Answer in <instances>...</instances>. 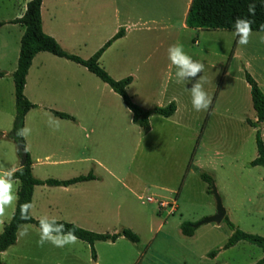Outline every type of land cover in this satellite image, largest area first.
I'll use <instances>...</instances> for the list:
<instances>
[{"label":"crops","instance_id":"1","mask_svg":"<svg viewBox=\"0 0 264 264\" xmlns=\"http://www.w3.org/2000/svg\"><path fill=\"white\" fill-rule=\"evenodd\" d=\"M27 1L29 0H15L17 10L10 16L0 20V22H3L0 24V28H7L8 32H12L11 34L7 33L8 35H0V50L5 51L7 47H11L16 50L18 55L22 28L18 24L9 21L22 15ZM189 2L190 0H147V2L142 0L141 3L137 4L135 1L131 2V0H115L113 3L97 1L95 16L90 18L86 16L84 19L83 0H41V29L45 34L54 38L65 51L77 54L84 48V41L90 28L99 27L101 29V27L104 28L105 25H108L107 30L90 48L89 52L91 54L100 48L115 32L123 29V34L104 48L98 58V64L114 79L130 76L131 79L126 86V92L138 106L148 109L153 106H165L169 102L174 103L175 109L171 115L165 117L152 114L149 116V125L144 130L145 134L153 132L152 137L156 139L169 136L172 133L175 134L176 138L181 128L188 127L190 139L194 136L196 129L194 125L191 128L188 122H191V120L199 121L198 111L195 116L190 89L197 80H200L199 73L194 79L177 83L176 72L178 69L168 58L169 46L180 44L175 33H171L175 17L179 18L181 29L190 28L184 24ZM106 15L109 17L107 18ZM260 32L264 31H252L249 40V42H256L257 44L255 52L259 62L258 68L245 69L264 94V57L259 56V52L261 53L264 50V40L262 38L264 34ZM238 39L239 37L235 35V44L233 47H229L232 53L231 58L236 55L241 47ZM252 46L247 45V48L252 49ZM244 66H248L246 60ZM14 68L6 70V75L0 76V80L7 79L4 77H8V74ZM222 72H225V68ZM225 81L224 75L215 87L213 100L209 107V117L214 116L216 119L219 117L220 120L227 122L232 119V100L226 101L224 108L220 106L218 108L219 97L223 88H227V82ZM242 88L248 110L242 123L246 129L245 132H248L250 136L252 134L254 136L255 127L250 126L245 121L246 118L250 121L256 119L255 111L251 105L249 86L245 80ZM23 94L34 106L25 113L22 128L25 127L27 119L31 115L33 123L37 126L42 115H47L53 122L63 126V128L35 130L38 150L30 151L27 148L32 175L41 180L47 178L65 180L85 175L88 172L95 176L92 179L76 181L65 186L34 185L30 199V204L33 206L29 210L30 216L35 219L40 216H48L50 219L54 217L56 220H60L61 217L56 216L62 214L72 217H118L121 212L131 214L130 196L134 192V183L130 182L127 177H117L98 155L100 148L107 149L111 145V142L105 137L112 138V136H115L113 135V128L108 131L107 128H98L97 124L96 126L92 124L93 121L96 123L100 120H107L109 123L114 124L119 111H123V109L127 110L131 119V113L123 104L120 96L82 65L46 51H39L32 57L25 75ZM57 104L64 107L58 108L56 107ZM51 110L67 113L72 119L55 116ZM152 117H158L157 119H159L160 124L156 129L151 127L150 119ZM167 124H171L173 130L168 129L165 126ZM186 124L189 125L186 126ZM258 129L264 147V121ZM87 131L92 133V140H89L90 137ZM197 148L198 142L194 144L193 152L196 153ZM43 152H47V154ZM171 152L172 157L178 163L181 164L182 162L183 164L186 153L180 150L174 152L173 149ZM255 155L256 149L254 157ZM192 158L194 156L190 158V161H192ZM250 167H260L259 169H261V176L257 179L259 181L258 187L254 192L258 202L256 209L264 212V168L260 165ZM170 190L171 194H178L172 189ZM146 196H149L151 200L146 201L145 195H137L136 198L155 204L157 212L163 209H166V214L174 212L175 198L154 193ZM158 201H173L174 209L170 213L167 212V208L159 210ZM33 210L38 212V215H33ZM177 224L179 226L180 222ZM127 227L133 228L131 225H127ZM159 227L160 223L157 225V228ZM121 228L124 227H119V229ZM119 229L114 228L106 232H116ZM25 230L27 234L21 235ZM149 231L152 232L150 225ZM39 232L40 230L33 224H20L16 230L14 243L4 249L0 256L5 255L9 249L16 247L14 253L16 258L23 260L35 258L32 255L37 245L35 242L39 240ZM121 239L126 238L119 236L113 242L107 240L102 242L113 245ZM77 241L81 240L77 239ZM96 242L98 241H94L93 244ZM47 244L52 248H59L60 253L73 254V244H67L62 248L51 243ZM137 253L136 251L131 256L129 264L139 259L136 258ZM216 256L217 253L211 258ZM95 257L94 264H99L97 256ZM32 261L29 264H34L35 261ZM102 264L107 263L103 262Z\"/></svg>","mask_w":264,"mask_h":264},{"label":"rangeland","instance_id":"2","mask_svg":"<svg viewBox=\"0 0 264 264\" xmlns=\"http://www.w3.org/2000/svg\"><path fill=\"white\" fill-rule=\"evenodd\" d=\"M83 1L85 19L86 16L87 18L95 16L97 1L113 3L115 0ZM133 1L137 4L142 2V0H131ZM143 1L147 2V0ZM15 10H17L15 0H0V20L13 14ZM107 26L101 29L90 28L84 41V48L79 54L70 53L81 58L89 57L90 48L107 30ZM7 33L12 32H8L7 28H0V35H8ZM171 33H175L180 41L179 45L188 56L204 65L203 71L199 73V79L204 91L212 100L217 83L225 75L227 88H223L218 108L219 106L224 108L225 102L231 99L232 119L224 122L219 117L217 119L214 116L209 117L210 108L207 111H198L199 121L188 122L191 128L194 125L196 129L190 139L188 127L181 128L176 138L175 134L171 133L169 136L155 139L152 137L153 132L145 134L144 130L133 124L130 114L125 109L119 111L114 124L107 120L96 123L93 121L92 124L95 126L97 124L98 128H107L108 131L113 128L115 136L105 137L111 145L107 149L100 148L98 155L117 177H127L134 183V192L130 196L131 214L121 212L118 217H72L62 214L56 217L98 233L119 227L128 228L127 225L133 227L128 229L137 235V242L121 239L113 245L102 241L93 244L99 264L103 262L129 264L131 256L136 251L138 252L136 258L139 259L130 264H253L263 255L255 244L238 241L227 249H221L231 233L223 220L219 224L213 222L196 224L203 217L215 212L214 198L210 190L213 185L220 196L228 220L242 231L264 236V212L256 209L258 202L254 192L258 187L257 179L261 176V169L248 165V161L254 157L255 142L253 134L250 136L245 132L242 123L248 111L242 88L243 73L245 71L248 73L245 68L250 70L258 68L259 62L255 52L257 44L256 42L247 44L253 45V50L247 48V45H241L236 55L231 58L229 47L235 44L234 31L181 29L177 16ZM260 33L264 34V32ZM262 38L264 40V37ZM259 56L264 57V50L259 52ZM16 57L17 52L14 48L7 47L5 51L0 50V72H3L4 76L6 70L15 67ZM245 60L248 63L247 67L244 66ZM224 68L226 74L222 72ZM11 73L8 77H4L7 79L0 80V132L2 133L10 130L14 115ZM56 107L64 106L57 104ZM196 112L195 110V116ZM28 118L25 127L31 131L27 137H23L24 149L27 153L28 149L38 150L35 130L63 128L47 115L40 117L38 126L33 123L32 115ZM157 118L150 119L151 127L154 129L160 124ZM167 125L165 126L168 129L173 130L172 125ZM87 133L89 140H92V133L88 131ZM197 142L198 148L195 153L193 147ZM172 149L174 152L180 150L186 153L183 164L172 157ZM19 162L20 157L15 142L0 137V174L17 167ZM201 173L210 176L211 183L203 180ZM13 183L15 192L18 182L13 180ZM170 189L178 194H171ZM150 193L175 198L174 212L166 214V209L161 210V208H159L161 211L157 212L155 204L136 198L137 195L146 197ZM13 208L14 204L6 209V215L2 218L4 222L9 219ZM32 213L38 215L34 210ZM183 221L191 222L195 226L192 236L180 233L177 223ZM159 223L160 227L157 228ZM149 225L152 232L149 231ZM35 243L37 244V241ZM15 248L9 249L5 255L0 256L2 264H29L33 262L32 260L35 261L34 264H94L96 258L91 257L90 248L83 241H77L72 245V255L60 253L59 248H52L47 243L43 246L37 244L32 255L35 258L24 260L14 256ZM211 251L217 253L215 258H211L212 256L208 254Z\"/></svg>","mask_w":264,"mask_h":264},{"label":"trees","instance_id":"3","mask_svg":"<svg viewBox=\"0 0 264 264\" xmlns=\"http://www.w3.org/2000/svg\"><path fill=\"white\" fill-rule=\"evenodd\" d=\"M40 3L41 0H29L26 2L24 12L20 17L10 20L11 23H16L22 28V34L19 39V50L16 59V65L11 73L13 82L14 95V115L11 122V128L7 133L0 132V137L12 139L17 145V153L20 157V148L24 149V142L22 136H17L18 129L23 127V120L25 113L34 106L23 94V86L27 69L31 63L32 57L39 51H46L55 56L62 57L78 63L85 67L89 72L106 83L109 88L118 94L131 113V121L135 123L142 130L148 127V118L152 114L161 116H169L173 113L175 105L169 102L165 106H153L144 109L135 104L126 92V86L130 82V76L121 79H114L98 64V58L104 48L108 46L111 41L120 37L123 34V29H119L103 45L98 48L87 58H80L79 56L65 51L51 36L45 34L41 29L40 19ZM255 3V15H251L248 11L249 4ZM245 18L252 21V31H264V0H190L184 24L190 28L199 29H226L234 30V22L237 18ZM3 22H0L2 24ZM231 53V52H230ZM3 72H0V76ZM244 80L249 86L250 100L252 108L255 111V121L245 119L246 123L255 127L254 142L256 155L252 158L248 165H260L264 168V147L259 134V125L264 121V94L258 87L255 80L245 71L243 74ZM51 112L60 118L72 119L70 115L64 112L51 110ZM25 160L22 165L13 174V179L17 180L18 185L15 194L17 200L14 204L13 212L10 218L3 222L0 231V253L15 241V234L18 226L23 223L33 224L40 230L38 219L31 218L22 220L20 215V205L30 203L32 188L34 185H68L80 180L92 179L95 176L88 172L85 175H79L65 180H58L53 178L38 179L31 173L30 158L24 149ZM201 178L208 183L212 179L205 173L200 174ZM230 229V235L222 245V249L234 245L238 241H247L258 246L263 252V256L253 264L264 263V236L248 233L238 229L234 226L228 218L224 215L222 219ZM57 223L65 225V230H72L78 240L88 244L90 248L91 257L95 258L93 249L94 241H111L113 242L117 237L123 236L131 242H137L138 237L131 230L121 228L116 232H93L75 225L72 222L64 220H56ZM195 226L191 222L183 221L179 224L180 233L185 236H191ZM213 256L215 252L208 253Z\"/></svg>","mask_w":264,"mask_h":264},{"label":"clouds","instance_id":"4","mask_svg":"<svg viewBox=\"0 0 264 264\" xmlns=\"http://www.w3.org/2000/svg\"><path fill=\"white\" fill-rule=\"evenodd\" d=\"M248 11L251 15H255V3H250ZM252 21L245 18H237L234 22L235 35L239 37L240 45H247L252 35ZM264 28V26H262ZM168 58L171 63L178 69L176 72L177 83L189 81L197 77L204 69V65L198 61H194L188 56L181 45L174 44L168 48ZM192 97V105L196 111H207L212 103V98L204 91L203 84L197 80L190 89ZM30 129L27 127L20 128L17 131V136L27 137L30 134ZM18 169L13 168L0 174V224L3 217L6 215V209L11 207L17 200V195L14 192L13 174ZM32 204L24 203L20 205V215L22 220L30 219L29 210ZM40 227L39 240L37 244L43 246L45 243H51L56 247H64L67 244H75L77 237L72 230H65V225L57 223L56 219L48 216L37 217ZM25 230L21 235H26Z\"/></svg>","mask_w":264,"mask_h":264},{"label":"water","instance_id":"5","mask_svg":"<svg viewBox=\"0 0 264 264\" xmlns=\"http://www.w3.org/2000/svg\"><path fill=\"white\" fill-rule=\"evenodd\" d=\"M24 160H25V152L23 148H20L19 165H22ZM210 190L214 198L215 212L212 215L203 217L196 225L201 224V223H208V222L219 224L225 215V209L222 206L221 199H220L218 192L216 191L213 185H211Z\"/></svg>","mask_w":264,"mask_h":264},{"label":"built area","instance_id":"6","mask_svg":"<svg viewBox=\"0 0 264 264\" xmlns=\"http://www.w3.org/2000/svg\"><path fill=\"white\" fill-rule=\"evenodd\" d=\"M145 200L150 201L151 198L149 196H146ZM157 206L158 208H167V212L170 213L174 209V202L173 201H170V202L158 201Z\"/></svg>","mask_w":264,"mask_h":264}]
</instances>
